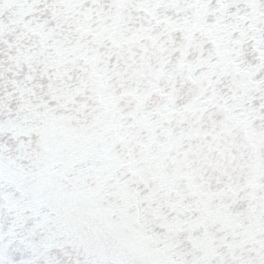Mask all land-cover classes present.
Here are the masks:
<instances>
[{"label": "snow or ice", "instance_id": "obj_1", "mask_svg": "<svg viewBox=\"0 0 264 264\" xmlns=\"http://www.w3.org/2000/svg\"><path fill=\"white\" fill-rule=\"evenodd\" d=\"M0 264H264V0H0Z\"/></svg>", "mask_w": 264, "mask_h": 264}]
</instances>
